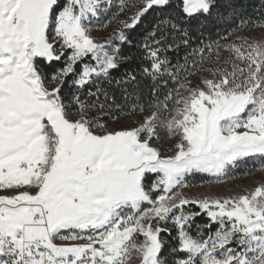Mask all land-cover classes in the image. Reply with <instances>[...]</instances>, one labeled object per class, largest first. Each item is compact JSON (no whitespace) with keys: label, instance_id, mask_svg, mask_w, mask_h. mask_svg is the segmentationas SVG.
Listing matches in <instances>:
<instances>
[{"label":"snow or ice","instance_id":"6c2138e0","mask_svg":"<svg viewBox=\"0 0 264 264\" xmlns=\"http://www.w3.org/2000/svg\"><path fill=\"white\" fill-rule=\"evenodd\" d=\"M112 7L0 0V264H264V183L228 197L183 192L192 174L220 182L264 166V39L203 43L237 16L234 0H180L171 18L172 0H121L130 22L97 41L92 26ZM150 12L159 22L138 46L149 93L127 73L116 83L134 91L119 104L99 82L131 59L125 30ZM194 31L201 46L183 64L162 55L191 47ZM122 117L132 120L104 122Z\"/></svg>","mask_w":264,"mask_h":264},{"label":"trees","instance_id":"16d2710c","mask_svg":"<svg viewBox=\"0 0 264 264\" xmlns=\"http://www.w3.org/2000/svg\"><path fill=\"white\" fill-rule=\"evenodd\" d=\"M138 0H134V4ZM237 4V16L232 19L222 20L214 27H210L205 31L203 43L209 44L213 41L219 40L221 44L232 43L233 41L238 42L239 37L246 36L248 33L259 29V27L254 26L253 22H264V0H234ZM180 0H172V7L164 14L165 18L175 17L176 14L180 11L178 5ZM128 4V3H127ZM133 0L130 1L128 5H132ZM132 8V7H131ZM161 14L159 13H149L142 18L141 22L134 29H126L125 31L129 33L130 39L132 40L131 44L121 45V52L124 56L131 57V59L121 60L117 70L112 71L111 81H100L99 86L105 89L110 96H114L115 100L119 104H124L123 90L124 87L128 88L129 92H133L134 88L131 84L129 85H118L116 81L126 79L127 73H133L137 77L139 82L136 86V90L141 91L142 94L147 95L149 93L152 81L144 78L141 75V68L147 62L143 60V49L138 47L142 45L145 39L148 37L149 32L156 26L159 22ZM245 21L243 25L241 21ZM231 34V35H229ZM199 33L193 32L191 47H186L183 44H180L179 48H176L175 45L168 51L162 53V55L167 56V58L173 63L180 64L184 63V58L187 56L193 48L201 46L200 40L197 39ZM221 37H227L226 39H221ZM180 37H176L177 43H179ZM171 42V40L169 41ZM117 43H119L117 41ZM225 55H227L225 53ZM198 59V58H197ZM60 64H57L59 67ZM211 65L205 63L201 66V70L196 75L188 76V79H193L196 77H203L207 73L204 69H207ZM210 78V77H209ZM94 90V89H93ZM103 99V97H101ZM100 115L99 113H97ZM124 119L123 117L121 120ZM105 123H111L113 121H108L105 119ZM196 178H206L204 176L196 175ZM206 218L197 217L196 224L202 225L205 222ZM193 232H195V225L193 226ZM167 255V253H165Z\"/></svg>","mask_w":264,"mask_h":264},{"label":"rangeland","instance_id":"374dc122","mask_svg":"<svg viewBox=\"0 0 264 264\" xmlns=\"http://www.w3.org/2000/svg\"><path fill=\"white\" fill-rule=\"evenodd\" d=\"M131 0H123V3L129 4ZM113 7L111 8L107 17H102L98 23L92 26L91 35L97 41H103L120 27V21H129L135 9L126 7L123 12L119 11L121 0H112ZM127 4V5H128ZM134 4V0H133ZM248 39H264V29L259 28L248 33ZM192 80L193 87L200 84L201 77H196ZM147 114V113H146ZM92 115H98L93 112ZM132 120L129 117L127 120L113 121L108 123L109 128L117 129L121 126L127 125ZM163 136L164 133L161 132ZM196 175L204 176L206 178H196ZM211 181V182H210ZM189 187L183 189L184 194L193 198L210 197H228L243 193L245 190H252L261 183H264V166L259 162L249 161L247 164H241L239 167L232 168L230 174L223 177L220 182L216 178L209 177L206 174L196 173L189 175L186 178ZM10 194V193H3Z\"/></svg>","mask_w":264,"mask_h":264}]
</instances>
